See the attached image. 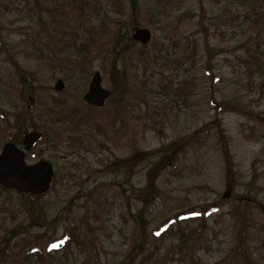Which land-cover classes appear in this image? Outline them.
<instances>
[{"label":"rangeland","instance_id":"1","mask_svg":"<svg viewBox=\"0 0 264 264\" xmlns=\"http://www.w3.org/2000/svg\"><path fill=\"white\" fill-rule=\"evenodd\" d=\"M136 2L0 0V152L39 131L26 161L54 171L38 198L0 186V264H264V0Z\"/></svg>","mask_w":264,"mask_h":264},{"label":"water","instance_id":"2","mask_svg":"<svg viewBox=\"0 0 264 264\" xmlns=\"http://www.w3.org/2000/svg\"><path fill=\"white\" fill-rule=\"evenodd\" d=\"M133 39L142 44H147L152 38V31L146 27L137 28ZM64 81L59 79L55 89H64ZM111 96V91L102 84V76L99 71L89 85L84 95V101L96 107H103L106 100ZM39 131H30L25 134L22 142L23 148L13 142L3 145L0 152V186L20 194L41 195L48 192L53 182L54 171L52 165L45 160L29 164L26 161V151L42 139ZM231 190H228L224 197H229Z\"/></svg>","mask_w":264,"mask_h":264},{"label":"trees","instance_id":"3","mask_svg":"<svg viewBox=\"0 0 264 264\" xmlns=\"http://www.w3.org/2000/svg\"><path fill=\"white\" fill-rule=\"evenodd\" d=\"M131 1V7L132 9L135 11L136 10V7H137V2L136 0H130ZM72 15H76V12L75 11H72L71 13ZM70 14V15H71ZM81 14V10L79 11V15ZM67 14L63 13V12H60L59 16H65ZM58 24V23H57ZM55 26V25H54ZM69 26V24H67L66 21H61L59 22L58 24V27H52L50 30H54V32H58V34H60V28H67ZM113 38V37H112ZM83 44H87L86 42H84ZM88 45L90 46V44L88 43ZM26 78V77H25ZM24 78V79H25ZM223 105H227V104H223ZM222 106H219V110H221ZM173 148L172 147H169L166 149V151H170V149ZM163 152H165L164 150H162ZM153 184L151 183L150 186H149V189H152L153 187ZM31 195V194H30ZM36 196V198H38L39 196L38 195H34ZM220 208V205L219 204H214V205H210L209 208L207 209H203L201 212H197L195 213L194 211L190 210V211H185V212H182V213H178L176 218L175 219H170L168 222H167V225H165L164 227H162V230L161 232H156L155 233L153 232L152 233V237L154 238V240H152V244L153 245H157L159 243L160 240H162L163 237V233L166 232L167 230L171 229L170 227L175 223H177V229L176 230H179V232H183L180 227H181V224L183 222H189V221H195V220H198L199 218L201 217H206L208 212L211 211V210H214V209H219ZM209 210V211H208ZM172 226V227H173ZM164 231V232H163ZM161 234V235H160ZM73 241V235L71 234V232H67L65 235H63L61 238H58V239H54L53 241H51L48 246L45 248V251H46V254H49V253H53V252H60L61 250H68L69 248V245L70 243ZM36 253L40 256H42L45 252H43V248L40 246V245H35V246H31L28 251H25V257L24 258H32V257H36ZM54 254V253H53ZM38 261V260H37ZM9 263H12V264H18L17 262H15L13 259H9L8 261Z\"/></svg>","mask_w":264,"mask_h":264},{"label":"flooded vegetation","instance_id":"4","mask_svg":"<svg viewBox=\"0 0 264 264\" xmlns=\"http://www.w3.org/2000/svg\"><path fill=\"white\" fill-rule=\"evenodd\" d=\"M86 104H87V103H86ZM87 105H88V106H90V107H92V108H94V107H95V106H93V105H90V104H87ZM103 107H104V106H103ZM95 108H102V107H95ZM36 144H37V143H36ZM36 144H35V145H36ZM35 145H34V146H35ZM34 146H33V147H34ZM31 150H32V149H31Z\"/></svg>","mask_w":264,"mask_h":264}]
</instances>
